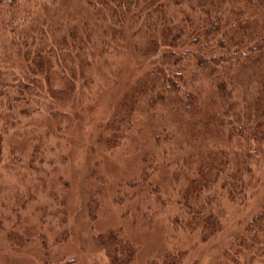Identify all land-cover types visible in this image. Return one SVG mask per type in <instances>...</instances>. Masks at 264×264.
Instances as JSON below:
<instances>
[{
  "label": "trees",
  "instance_id": "trees-1",
  "mask_svg": "<svg viewBox=\"0 0 264 264\" xmlns=\"http://www.w3.org/2000/svg\"><path fill=\"white\" fill-rule=\"evenodd\" d=\"M55 1L0 0V161L14 117L31 112L30 101L53 105L54 85L68 84L63 100L77 72L109 61L111 49L116 59L134 50L136 81L113 99L102 140L117 145L149 117L152 146L132 184L149 191V168L171 165L189 230L204 241L222 230L229 205L260 194L259 209L215 264H264V0H75L81 5L67 17ZM71 96L67 110L81 105ZM108 251L111 264L122 261Z\"/></svg>",
  "mask_w": 264,
  "mask_h": 264
},
{
  "label": "rangeland",
  "instance_id": "rangeland-1",
  "mask_svg": "<svg viewBox=\"0 0 264 264\" xmlns=\"http://www.w3.org/2000/svg\"><path fill=\"white\" fill-rule=\"evenodd\" d=\"M55 5L67 17L81 3ZM115 51L87 75L77 72L76 89L63 100L66 83L54 85L53 105L30 101L31 112L15 115L0 161V264H111L108 249L122 259L117 264H215L233 232L259 209L260 194L245 206L229 205L222 230L204 241L189 230L171 165L149 168V191L132 184L142 176V150L152 146V123L141 116L117 145L102 140L111 134L100 129L116 113L113 99L138 73L130 71L134 50L130 59L124 50L127 57L116 59ZM80 88L83 94L75 92ZM71 94L81 105L67 110Z\"/></svg>",
  "mask_w": 264,
  "mask_h": 264
}]
</instances>
